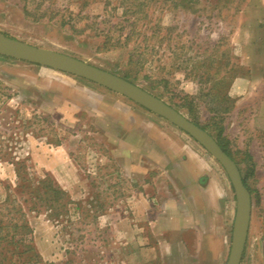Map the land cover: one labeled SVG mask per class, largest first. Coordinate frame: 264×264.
I'll list each match as a JSON object with an SVG mask.
<instances>
[{
	"label": "rangeland",
	"instance_id": "rangeland-1",
	"mask_svg": "<svg viewBox=\"0 0 264 264\" xmlns=\"http://www.w3.org/2000/svg\"><path fill=\"white\" fill-rule=\"evenodd\" d=\"M0 35L127 77L220 134L251 189L240 264H264V0H0ZM170 205L177 229L155 234ZM236 209L224 168L166 119L0 55V264H226Z\"/></svg>",
	"mask_w": 264,
	"mask_h": 264
},
{
	"label": "water",
	"instance_id": "water-1",
	"mask_svg": "<svg viewBox=\"0 0 264 264\" xmlns=\"http://www.w3.org/2000/svg\"><path fill=\"white\" fill-rule=\"evenodd\" d=\"M0 55L15 57L75 75L117 92L166 119L204 147L224 168L236 193V219L230 254L226 264H240L251 219V195L243 183V178L236 162L223 151L216 139L208 131L202 129L175 108L137 84L77 58L24 44L4 35H0Z\"/></svg>",
	"mask_w": 264,
	"mask_h": 264
},
{
	"label": "trees",
	"instance_id": "trees-1",
	"mask_svg": "<svg viewBox=\"0 0 264 264\" xmlns=\"http://www.w3.org/2000/svg\"><path fill=\"white\" fill-rule=\"evenodd\" d=\"M127 79V77L125 78ZM196 125L200 126L202 129L206 130L205 127L199 125L197 122H194ZM216 141L217 143L220 145V147L223 149V151L229 155L235 162L236 164L238 165L237 161L234 159V157L232 156L230 150L228 149V145L226 143V141L224 139L221 138V135L218 134L217 137H216ZM246 160H251V157L249 154H246ZM20 175V173H18V176ZM23 178V177H22ZM243 183L244 185L246 186V188L248 189V191L251 193V189L249 188V186L247 185V182L245 179H243ZM42 185H46V191L48 189L47 192H44L48 197L50 198H57L58 196H60L61 194H63L64 192L59 189L58 187H55L54 186V183L50 180V179H47L45 181H42L41 182ZM37 197V196H36Z\"/></svg>",
	"mask_w": 264,
	"mask_h": 264
},
{
	"label": "crops",
	"instance_id": "crops-1",
	"mask_svg": "<svg viewBox=\"0 0 264 264\" xmlns=\"http://www.w3.org/2000/svg\"><path fill=\"white\" fill-rule=\"evenodd\" d=\"M192 201H190V203H191ZM191 207L193 208V205L191 204ZM192 208L190 209V215H192L191 214V211H192ZM168 214V215H167ZM166 216L167 217H165V215L163 214V215H159V216H157V218H156V222H157V224H155L154 225V228H153V231H154V233L155 234H160V228H161V226L162 227H168V228H171V229H177V227H178V225H179V222L177 221V218H178V215H177V210H176V208H175V206H173V205H170L169 207H168V211H167V213H166ZM201 216H205V214L203 213ZM192 216H190V217H188L189 219V222L191 223V220H190V218H191ZM170 220L169 221V223H166V220ZM186 223H188V221H185V223H184V225L186 224ZM156 226V227H155ZM202 232V231H201Z\"/></svg>",
	"mask_w": 264,
	"mask_h": 264
}]
</instances>
